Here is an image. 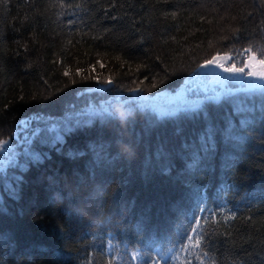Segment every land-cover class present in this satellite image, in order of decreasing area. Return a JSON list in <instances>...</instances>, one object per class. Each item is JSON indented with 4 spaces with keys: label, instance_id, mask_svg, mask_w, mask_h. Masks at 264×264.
Returning <instances> with one entry per match:
<instances>
[{
    "label": "trees",
    "instance_id": "1",
    "mask_svg": "<svg viewBox=\"0 0 264 264\" xmlns=\"http://www.w3.org/2000/svg\"><path fill=\"white\" fill-rule=\"evenodd\" d=\"M244 49L264 59L261 0H0V141L5 142L0 148V237L14 245L8 264L29 259L32 264H108L109 259L143 264L147 257L134 260L132 253L144 252L150 240L172 246L177 207L194 209L196 202H189L187 190L173 181L175 171L171 177L159 172L157 151L178 148L191 136L182 131L179 118L165 117L153 127L146 111L155 115L181 93L197 98L188 87L199 66L218 53L239 66L246 60ZM109 77L112 85L105 83ZM116 96L142 97L146 111L135 113L115 99L117 126L89 122L98 102ZM121 111L132 114L126 123ZM205 111L221 123L231 108L208 105L196 127L206 123ZM78 114L83 123L70 131L45 129L32 139L31 150L41 154L40 161L22 155L23 137L36 126L33 121L26 128L23 121L52 117L51 128L55 120ZM240 119L232 116L237 127ZM245 127L253 135L228 148L238 175L230 179L219 157L213 168L198 174L206 205L220 210V223L205 224L207 213H197L204 244L191 253L177 244L158 264H182L186 255L190 264H207L209 258L216 264H264V169L256 166L264 158V131L255 122ZM57 135L62 141L53 143ZM97 141L111 144L113 156L117 142L121 151L132 141L137 154L115 161L110 170L97 168L93 178L90 145ZM219 151H225L222 144ZM14 153L21 155L9 160ZM115 189L126 227L104 222L114 211ZM59 190L63 202L55 199Z\"/></svg>",
    "mask_w": 264,
    "mask_h": 264
},
{
    "label": "snow or ice",
    "instance_id": "2",
    "mask_svg": "<svg viewBox=\"0 0 264 264\" xmlns=\"http://www.w3.org/2000/svg\"><path fill=\"white\" fill-rule=\"evenodd\" d=\"M262 6H264V0H261ZM80 7L81 5H74ZM69 23H72L69 21ZM105 31H108L105 29ZM251 53V54H249ZM246 60H242L238 66L233 61V58L228 54H216L211 59H206L203 65H214L217 68L222 69L225 73L238 74L236 75L237 83L235 85H229L226 80L219 81L220 90H213L212 94L197 96L193 99L183 93L178 94L173 101L170 102L167 108L155 109V115L153 112H148L141 106L142 97H122L116 96L112 100H104L102 103H97L96 107L91 113V119L89 122L98 121L105 126L116 125L115 116L112 112V101L115 99L121 100L130 110L135 113L146 111L147 119L151 122L152 126L163 120L165 117L179 118L178 124L181 126L182 131L187 129V134L191 136V139H184L181 141L178 148L171 149H159L157 151V164L156 167L163 175L171 177L173 171L175 176L171 177L175 183L182 184L183 188L187 190L186 196L189 202L195 201V208H182L177 207L176 219L174 222L175 233L172 237V246L165 247L163 244L158 243L155 240H150L146 250L142 253L133 252L132 259L139 260L141 256L147 257L143 261V264H158L159 260L164 259L169 253H174L177 250V244L179 248L191 253L193 249H199L204 244L203 225L201 224V216L197 213L204 214V223L208 224L210 221L220 223L217 220L218 211L207 207L206 205V193L203 192L198 184L199 172L211 169L215 166L217 158L222 161V165L226 170H229L232 175L230 179H234L238 175V170L229 163L230 157L228 154V148L234 142H242L251 137L252 132L248 131L246 125L252 123H258L261 130L264 131V59L258 57L251 49H244ZM159 59V57H157ZM94 67V66H93ZM81 70L77 69V74H80ZM64 75H69V72L65 70ZM91 79L99 82V77H91ZM147 79V77H145ZM77 81L73 80L75 84ZM106 84L112 85L113 81L109 77ZM123 88V86H121ZM156 85L153 84V88ZM125 91L129 93H138L142 90L139 88H126ZM227 104L231 108V112L227 114L226 121L221 123L213 122V119L208 117V113L205 111L204 116L206 123L201 127H196L199 124L198 114L206 109L210 104ZM232 116H239L240 127H237L232 120ZM53 120L52 117L34 116L31 120H25L22 123L27 127H31L32 122H35V128L32 129L30 134H26L23 137L22 144L27 145L23 147L22 155L27 157L30 161H40L41 154L31 150L32 139L39 136L45 129L49 131H70L73 127L80 125L83 121L80 119L79 114L76 117H64L57 119L52 123L49 128V123ZM130 123H134L132 120ZM117 126V125H116ZM62 141V136L57 135L53 143ZM4 141H0V148L3 147ZM42 143H48L47 140H43ZM118 143V142H117ZM115 144L116 155L113 156L111 144H106L101 141H97L90 145L91 152L93 154V160L91 161L89 168L92 172L93 178L96 175L97 168H100L101 172L110 170L115 161L120 159L131 160L137 154V144L128 141L131 146V151L127 154L121 152ZM264 143V140H261ZM221 144L224 146L225 151L220 153L219 149ZM21 153H14L9 157V160H15L16 156ZM71 155V153H70ZM83 155V153H81ZM261 169H264V158L260 164L256 165ZM22 168L26 170L27 164ZM16 181H19L21 177H14ZM52 183H55L53 178H49ZM230 187H234L230 185ZM8 188L10 191H14L12 184L9 183ZM113 204L114 211L111 215L105 216L104 222L109 226L116 225L117 227H126L125 224V210L120 206L121 194L117 189L113 192ZM56 201L63 202L65 196L62 190L57 191L55 196ZM99 207V205H97ZM235 217V213L231 218ZM230 217L225 215L223 220H228ZM193 223L195 226H193ZM221 226H223L221 224ZM189 232L192 234L189 235ZM226 231L224 235H228ZM187 240V243L182 241ZM14 245L8 237H0V264H8V258L13 250ZM153 249H155L156 255L153 256ZM202 255H206L203 254ZM27 264H32L31 260ZM64 264V262H59ZM108 264H114L112 259L108 260ZM182 264H190L189 257L186 255ZM201 264H205L201 261ZM207 264H216L215 258H209Z\"/></svg>",
    "mask_w": 264,
    "mask_h": 264
},
{
    "label": "rangeland",
    "instance_id": "3",
    "mask_svg": "<svg viewBox=\"0 0 264 264\" xmlns=\"http://www.w3.org/2000/svg\"><path fill=\"white\" fill-rule=\"evenodd\" d=\"M236 75L225 73L222 69L215 67L214 65H206L202 67V70L195 73L193 78L189 82L188 93H194L196 95L212 94L213 90H220L219 81L226 80L230 85L236 80ZM168 106L164 107L167 108Z\"/></svg>",
    "mask_w": 264,
    "mask_h": 264
},
{
    "label": "clouds",
    "instance_id": "4",
    "mask_svg": "<svg viewBox=\"0 0 264 264\" xmlns=\"http://www.w3.org/2000/svg\"><path fill=\"white\" fill-rule=\"evenodd\" d=\"M132 114L126 111H121L119 114V118L122 123H126L127 120L130 118ZM121 151L125 154L129 153L131 151V146L128 144H122L121 145Z\"/></svg>",
    "mask_w": 264,
    "mask_h": 264
}]
</instances>
